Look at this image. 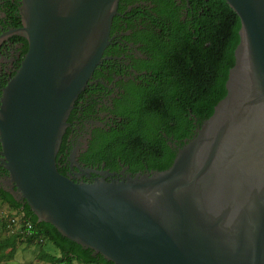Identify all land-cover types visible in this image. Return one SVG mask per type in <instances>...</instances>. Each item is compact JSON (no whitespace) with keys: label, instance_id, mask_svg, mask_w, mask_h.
Returning <instances> with one entry per match:
<instances>
[{"label":"water","instance_id":"obj_1","mask_svg":"<svg viewBox=\"0 0 264 264\" xmlns=\"http://www.w3.org/2000/svg\"><path fill=\"white\" fill-rule=\"evenodd\" d=\"M224 1L239 42L212 116L167 169L86 184L57 154L118 0H22L29 48L3 91L2 189L113 264H264V0Z\"/></svg>","mask_w":264,"mask_h":264},{"label":"flooded vegetation","instance_id":"obj_2","mask_svg":"<svg viewBox=\"0 0 264 264\" xmlns=\"http://www.w3.org/2000/svg\"><path fill=\"white\" fill-rule=\"evenodd\" d=\"M209 1L118 0L101 61L66 120L56 161L61 175L90 184L150 174V166L164 162L166 145L174 160L200 125L194 121L190 137L181 141L152 131V141L142 144L130 137L127 119L133 104L145 100L139 95L152 82L158 46L194 34L198 6ZM21 7L22 0H0V110L3 91L29 48L20 31ZM8 182L0 142V187Z\"/></svg>","mask_w":264,"mask_h":264},{"label":"trees","instance_id":"obj_3","mask_svg":"<svg viewBox=\"0 0 264 264\" xmlns=\"http://www.w3.org/2000/svg\"><path fill=\"white\" fill-rule=\"evenodd\" d=\"M197 12L194 34L186 38L175 36L170 44L158 46L152 82L139 95L145 100L134 103L130 110L129 135L142 144L152 141V131L180 141L190 137L194 121L199 126L209 119L226 96L225 83L234 66L240 20L224 0L202 3ZM167 148L166 145L164 162L150 166L151 170L163 171L172 164L173 154ZM0 201L14 212L1 227L19 226V230L0 242V249L13 250L18 240L28 245L45 242L58 252H39V260L47 264H113L63 237L52 225L39 222L26 203L17 202L1 187Z\"/></svg>","mask_w":264,"mask_h":264},{"label":"rangeland","instance_id":"obj_4","mask_svg":"<svg viewBox=\"0 0 264 264\" xmlns=\"http://www.w3.org/2000/svg\"><path fill=\"white\" fill-rule=\"evenodd\" d=\"M10 214L13 215L14 212L0 201V242L19 230L17 225L9 226L6 229L1 227ZM41 250L51 255H58L56 249L45 242L28 245L22 240H18L13 250L10 248L0 249V264H47L39 260L38 255Z\"/></svg>","mask_w":264,"mask_h":264},{"label":"built area","instance_id":"obj_5","mask_svg":"<svg viewBox=\"0 0 264 264\" xmlns=\"http://www.w3.org/2000/svg\"><path fill=\"white\" fill-rule=\"evenodd\" d=\"M12 222H13V221H12ZM27 228H28V229H30V228H31V226L28 224V225H27Z\"/></svg>","mask_w":264,"mask_h":264}]
</instances>
